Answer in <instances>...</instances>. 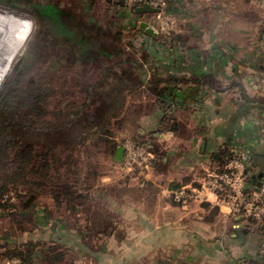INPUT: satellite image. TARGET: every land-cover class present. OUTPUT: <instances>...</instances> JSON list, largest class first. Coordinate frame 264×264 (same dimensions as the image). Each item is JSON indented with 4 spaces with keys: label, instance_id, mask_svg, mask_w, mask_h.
I'll return each instance as SVG.
<instances>
[{
    "label": "rangeland",
    "instance_id": "1",
    "mask_svg": "<svg viewBox=\"0 0 264 264\" xmlns=\"http://www.w3.org/2000/svg\"><path fill=\"white\" fill-rule=\"evenodd\" d=\"M33 4H54L67 12L68 19L73 15L91 23L93 34L101 35L103 42L118 33L127 52H132L129 42L136 48L143 44L147 33L140 25L147 22L157 32L156 36L148 34L154 39L155 52H160L158 42L163 41L167 49L177 44L187 54L198 48L202 61L213 47L224 54L231 52L233 58L228 73L219 75L223 92L208 93V98L213 97L211 118L207 104L163 113L153 89L144 85L125 91L117 111L109 113L106 132H92L80 146H58L52 183L39 189L20 188L11 195L15 211L0 214V264H19V259L6 256L8 251L31 247L35 264H224L212 255L211 259L203 255L207 251L192 233L198 230L201 236L205 222L212 230L219 227L220 213H228V208L214 201H203L201 190L207 193L213 176L226 170L231 160L226 159L223 148L205 157L199 149L203 134L218 133L237 108L235 103L231 106L237 87L227 89L225 77L237 73L246 90L263 101L264 92L248 83L253 74L246 65H256L262 49L258 38L264 35V0H168L161 8L162 16L173 21L168 25L156 13H136L134 0H0V12L33 22L27 42L0 86L24 63L30 66L28 78L51 90L47 107L52 121L57 120L56 113L77 108L82 110L81 121H92L101 103L98 96L87 100V87L103 82L109 60L99 56L85 66L72 63L63 45L52 41V37L57 39L55 28L39 18ZM156 55L153 66L146 65L148 78L152 77L151 67H156ZM116 63L115 59L112 65ZM176 124L178 129L173 131ZM129 142L135 144V150L126 154L124 150L118 161V147L125 149ZM141 149L154 155L148 168L133 162ZM200 156L203 162H199ZM60 183L72 187V197H54L52 192ZM180 192L183 199L188 197L185 202L177 200ZM44 253L50 256L43 257Z\"/></svg>",
    "mask_w": 264,
    "mask_h": 264
},
{
    "label": "trees",
    "instance_id": "2",
    "mask_svg": "<svg viewBox=\"0 0 264 264\" xmlns=\"http://www.w3.org/2000/svg\"><path fill=\"white\" fill-rule=\"evenodd\" d=\"M31 6L39 18L47 22L49 27L55 28L57 39L52 37V41L63 45L65 54L72 63L85 66L97 57L105 56L110 64L103 71V82L87 87V100L98 96L96 100L101 103L98 115L92 121H81L82 110L79 108L56 113L57 120L52 121L47 107L51 90L46 84L28 78L27 71L30 66L24 63L0 86V214L15 211L11 195L20 191V188L39 189L52 183L50 176L53 155L58 146H80L92 132H106L110 123L109 113L112 110L117 111L125 91H133L144 85L151 87L156 105L163 113L191 104L205 105L209 91L223 92L218 69L217 73L194 70L197 53L192 49L198 48L189 49L187 56L179 45L175 44V48L167 49L166 42L160 41L158 44L162 49L159 48V51L163 52H155L154 39L146 34L143 44L138 48L129 42L132 52H127L124 48L126 45H123L118 33L110 36L108 42H103L101 35L93 34L91 23L73 15L70 17L71 21L67 18V12L56 5ZM172 52L175 57L171 56ZM154 54H157V64L155 68L151 67L152 77L148 78L149 69L146 65L153 66L151 60ZM186 56L191 61L189 64L185 62ZM115 59L118 63L113 66ZM213 61L217 65L221 63L215 55ZM225 78L227 89L237 87V94L233 98V105L235 103L237 108L232 113L230 122L236 123L235 121L252 107L262 106V99L252 96L253 93L246 90L244 81L240 80L237 73L232 78ZM220 95L216 98V103L220 101ZM177 129L178 124L172 126L173 131ZM222 147V153L227 160L240 158L229 143ZM58 186V189L52 192L56 199L61 195L72 197V187L68 183H60ZM250 223L255 224L253 221ZM257 229L261 230L259 227ZM262 232L264 233L263 229ZM33 250V247L27 251L11 249L6 256L19 259V264H35L36 256ZM44 254L43 257L50 256ZM241 264H264V258H244Z\"/></svg>",
    "mask_w": 264,
    "mask_h": 264
},
{
    "label": "crops",
    "instance_id": "3",
    "mask_svg": "<svg viewBox=\"0 0 264 264\" xmlns=\"http://www.w3.org/2000/svg\"><path fill=\"white\" fill-rule=\"evenodd\" d=\"M141 13L148 15L154 12ZM263 36V34H260L258 38L259 42L261 43L260 47L262 46V49L258 52L259 59L257 60L256 65L255 63H253V66L248 64L246 65L247 69L246 67L245 69L248 71V73L253 74L251 77L250 74L248 79V83L251 88L253 87L255 89H260L264 92ZM192 51L197 53L195 57L196 60H194L195 64L193 66L197 72L217 73L218 69V73L220 72V74L225 72L228 73L227 65L230 64V60L233 58L231 56V52H226V54H224L223 50L213 47L209 50V53H207L205 60L203 59L202 61L203 56L201 52L195 49H192ZM185 55L188 54L185 53ZM214 55L219 57V61L221 60L220 65L214 63ZM165 56L166 54L164 57ZM171 56L175 57L173 52ZM200 64L202 67L201 70H199ZM254 75H256V80H254ZM212 99V96L209 98L207 97L206 102L208 107L212 106ZM232 105L233 104H231V106ZM260 106L261 107H252L249 109L235 121L236 123L229 121L231 120L232 111L229 114L226 113L229 115V118H227L226 125L219 128L218 133L208 134L207 132L203 134L205 138L201 140L199 149L200 155L205 157L209 152H212V150L223 148L222 146H224L226 143H229L232 150L243 159L247 179L249 181L253 180L254 178H258L260 180L264 174V98ZM208 107L206 112L209 118H211L210 116L213 113V107ZM243 108L244 106L241 107V109ZM196 141L197 138L194 136L193 142ZM194 146H196L195 143L193 144V147ZM203 161V158L200 156L199 162ZM250 189H256V187ZM219 211L224 210L220 209ZM223 213L224 212H221L219 215L221 216L222 222L219 227L212 230V228L207 225L208 223L205 222V224L201 227V236H199L200 232L198 230H193L192 235L195 236V238L200 239L198 242L200 241L199 243L202 244L201 249H206L207 251V253L204 252L203 255L206 254V256L210 259L213 257L217 260H221L224 264H239L244 258L250 257L264 258V233L262 232V228L260 227L261 230L257 229L258 226L256 224L250 223L253 220L248 219L243 215H231L229 212L223 215ZM182 229L184 232L185 225L182 226ZM203 230L205 233H202ZM210 255H212V257Z\"/></svg>",
    "mask_w": 264,
    "mask_h": 264
},
{
    "label": "built area",
    "instance_id": "4",
    "mask_svg": "<svg viewBox=\"0 0 264 264\" xmlns=\"http://www.w3.org/2000/svg\"><path fill=\"white\" fill-rule=\"evenodd\" d=\"M136 5L149 4L152 7L160 8L154 12L159 18L166 20V24H173L171 18L162 16V7L168 0H134ZM162 16V17H161ZM136 148L135 144L129 142L125 145L126 152L132 153ZM140 152V150H139ZM139 155L141 158H139ZM153 153L146 149H141L140 154L133 156V162H137L139 168H148L153 160ZM262 185L260 189L246 190L244 185L248 181L245 174V167L242 158L231 159L227 164L226 170L219 172L213 176V184L211 188H207V193L201 190V199L207 202H213L219 207L228 208L231 215H243L244 217L253 220L260 228L264 225V174L261 179ZM177 194V200L185 202L188 197L183 199V192ZM189 194V192H187ZM200 196V195H198ZM211 196V198H210ZM211 199V200H210ZM214 199V200H212ZM264 230V228H262Z\"/></svg>",
    "mask_w": 264,
    "mask_h": 264
},
{
    "label": "bare ground",
    "instance_id": "5",
    "mask_svg": "<svg viewBox=\"0 0 264 264\" xmlns=\"http://www.w3.org/2000/svg\"><path fill=\"white\" fill-rule=\"evenodd\" d=\"M33 28L31 20L0 12V84L21 53Z\"/></svg>",
    "mask_w": 264,
    "mask_h": 264
},
{
    "label": "water",
    "instance_id": "6",
    "mask_svg": "<svg viewBox=\"0 0 264 264\" xmlns=\"http://www.w3.org/2000/svg\"><path fill=\"white\" fill-rule=\"evenodd\" d=\"M159 10H160V8L152 7L149 4H143L142 6H136L135 5V11L138 13H141V12H157ZM140 28L143 29L148 34H151L154 36L157 35V32H155V30L147 22H142L140 25ZM123 154H124V148L122 146L118 147L117 153H116V159L118 161H122ZM261 185H262V181L259 180L258 178H254L251 181H247L245 183L244 187L246 190H248L250 188H255V187L257 189H260ZM262 228H264V225L262 226Z\"/></svg>",
    "mask_w": 264,
    "mask_h": 264
}]
</instances>
